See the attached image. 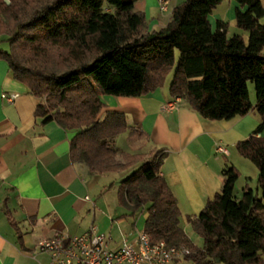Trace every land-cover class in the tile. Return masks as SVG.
<instances>
[{"label":"trees","instance_id":"1","mask_svg":"<svg viewBox=\"0 0 264 264\" xmlns=\"http://www.w3.org/2000/svg\"><path fill=\"white\" fill-rule=\"evenodd\" d=\"M137 1L51 0L30 8L25 18L26 0H0V34L10 36L9 51L0 49V61L38 100L35 118L76 131L69 143L70 160L84 163L89 174L110 171L94 165L95 160L116 155V138L129 129L122 113L97 118L103 108L99 95L141 97L162 87L173 71L170 96L187 101L201 119L259 115L261 124L235 149L256 168L261 196L246 185L236 200L233 187L240 173L226 168L219 193L197 217L187 219L203 240L202 248L183 232L177 202L159 176L164 151H154L123 179L117 198L131 214L146 207L143 233L153 242L186 246L190 254L185 260L191 264H264V138L259 136L264 122V25L259 20L264 8L260 0H233L238 5L235 27L247 32L245 39L229 35L227 23L217 22L212 29L208 17L225 0H183L172 9L167 25L151 32L145 31V15L133 11ZM16 45L40 56L47 47L63 49L66 58L79 64L59 75L34 70L29 56L14 52Z\"/></svg>","mask_w":264,"mask_h":264},{"label":"crops","instance_id":"2","mask_svg":"<svg viewBox=\"0 0 264 264\" xmlns=\"http://www.w3.org/2000/svg\"><path fill=\"white\" fill-rule=\"evenodd\" d=\"M154 1L145 11L143 0L137 1L133 11L145 18L160 17L158 5L164 2L167 18L162 29L172 9L183 0ZM260 2L264 8V0ZM236 8L233 0H225L208 21L212 29L217 22L227 23L229 35L246 39L247 32L235 27ZM259 23L264 25V16ZM169 85L164 83L137 98L99 95L103 108L97 118L122 113L129 129L116 138L119 169L89 174L84 163L70 160L69 143L76 131L35 118L38 100L14 80L7 63L0 61V264H48V256L37 249L40 241L81 236L93 227L105 236L110 249L134 243L143 232L146 208L131 214L119 204L117 188L154 151L166 153L159 176L177 202L183 232L197 248H202L203 240L187 219L197 217L219 193L226 168L233 166L240 173L233 187L236 200L246 185L261 196L257 170L235 149L261 124L259 115L250 112L230 120L205 121L180 98L176 109L165 112L162 107L176 99L170 96ZM251 102L255 105L256 99ZM259 136H264V122ZM216 145H223L227 155L217 153ZM171 264L191 262L184 259Z\"/></svg>","mask_w":264,"mask_h":264},{"label":"built area","instance_id":"3","mask_svg":"<svg viewBox=\"0 0 264 264\" xmlns=\"http://www.w3.org/2000/svg\"><path fill=\"white\" fill-rule=\"evenodd\" d=\"M179 99L165 104L162 110L170 112ZM215 151L227 155L223 145ZM37 249L49 258L48 264H171L185 259L190 250L184 246H169L165 241L153 242L149 235L141 233L134 243H124L118 249H110L103 234L93 227L76 237H55L42 240Z\"/></svg>","mask_w":264,"mask_h":264},{"label":"rangeland","instance_id":"4","mask_svg":"<svg viewBox=\"0 0 264 264\" xmlns=\"http://www.w3.org/2000/svg\"><path fill=\"white\" fill-rule=\"evenodd\" d=\"M26 1L28 5L23 4L24 9H25V16H24L25 18L28 16L27 11H29L30 8L39 9L43 5L49 3L51 0H26ZM154 5H155L154 0H143L142 2V8L144 11L145 9L150 8ZM105 10L111 13L113 12L112 9H109L107 7ZM166 10H167L166 4L164 2H160L158 5V13H160L161 16L159 17L158 15H153V16H148V18L146 17V20H145V31L146 32L161 30V27L163 26V23L167 18V15L165 14ZM9 37H10L9 35L0 34V49H5L6 51H9V44L7 42ZM14 52L17 55L24 56V59H27V56H29L30 60L33 62H31L28 66L31 67L32 69L41 70L47 73H54V74L59 75V74H62L66 71H69L75 68L79 64V62H75L73 60L66 58V51H64L63 49L47 47L45 54L40 56V55H35L33 51H22L20 49V46L16 45V49L14 50ZM23 52H26V53H23ZM92 57H94L93 53L86 55V59L88 58L91 59ZM172 76H173V71L169 73V75L167 76L165 80L166 85L170 84ZM249 91H250V100L254 101L256 98H255V93H254L252 84L249 85ZM262 137L264 138V136ZM119 161L120 160L117 158L116 155H112V156L99 155L96 158L94 165H96L97 167H101L103 169H110V171H117L119 169V164H118L120 163ZM247 163L253 169H256L250 162L247 161ZM110 186L113 187L114 185H110Z\"/></svg>","mask_w":264,"mask_h":264}]
</instances>
